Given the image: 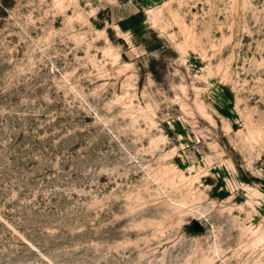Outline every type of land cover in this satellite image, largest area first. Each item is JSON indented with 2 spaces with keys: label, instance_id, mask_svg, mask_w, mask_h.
Returning a JSON list of instances; mask_svg holds the SVG:
<instances>
[{
  "label": "rangeland",
  "instance_id": "1",
  "mask_svg": "<svg viewBox=\"0 0 264 264\" xmlns=\"http://www.w3.org/2000/svg\"><path fill=\"white\" fill-rule=\"evenodd\" d=\"M0 264H264V0H0Z\"/></svg>",
  "mask_w": 264,
  "mask_h": 264
}]
</instances>
